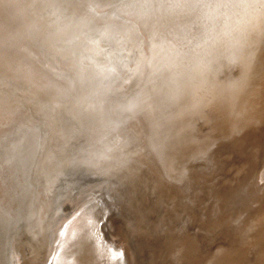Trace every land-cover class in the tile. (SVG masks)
<instances>
[{
	"label": "bare ground",
	"instance_id": "obj_1",
	"mask_svg": "<svg viewBox=\"0 0 264 264\" xmlns=\"http://www.w3.org/2000/svg\"><path fill=\"white\" fill-rule=\"evenodd\" d=\"M248 25L264 0H0V264H264Z\"/></svg>",
	"mask_w": 264,
	"mask_h": 264
},
{
	"label": "water",
	"instance_id": "obj_2",
	"mask_svg": "<svg viewBox=\"0 0 264 264\" xmlns=\"http://www.w3.org/2000/svg\"><path fill=\"white\" fill-rule=\"evenodd\" d=\"M104 11H102V12H104ZM102 12H100V13H102ZM241 15H242V13L240 14V18H242ZM250 28H252L251 25H248V27L245 28L246 29V33H248V35L249 34L251 35L249 43H252V47H250V48L254 51L255 56L258 57V59L260 61V65H259V67H260V74H259V83H260V85L259 86H257V85L254 86L253 85V88L256 91V93L258 94V98L260 99L259 104L264 106V38H262V34H263L262 28L263 27L262 26L260 27L261 31H258V29L254 28L255 31H257L258 34L260 32H262V34L260 36V40H258L257 42L254 41V38H255L254 37V33H255V31L251 34L249 32ZM176 112L177 111L173 110V113H176ZM177 115H179V118L182 119L179 111H178ZM169 124L171 126L170 127L171 130L169 132L170 136L175 138V139H177V135H179L182 138L181 131H182L184 125H185L184 120H181V121H178V122H169ZM223 151L226 152L225 149ZM67 207H69V205L66 206V208ZM69 211H70V208H69ZM11 235H14V233H12ZM141 240H145V237L143 236V238H141Z\"/></svg>",
	"mask_w": 264,
	"mask_h": 264
},
{
	"label": "rangeland",
	"instance_id": "obj_3",
	"mask_svg": "<svg viewBox=\"0 0 264 264\" xmlns=\"http://www.w3.org/2000/svg\"><path fill=\"white\" fill-rule=\"evenodd\" d=\"M258 13V12H257ZM20 99L22 100V98L20 97ZM12 104V103H11ZM12 105H15V106H18L19 105V102H15V103H13ZM81 254V255H80ZM83 256L82 258H80V256ZM78 258H80V259H78ZM74 259H75V261L76 262H78V263H82V264H85L86 262L87 263H89L88 261H89V259H88V257H87V255L85 254V252L83 251V250H78L76 253H75V256H74ZM81 260L83 261V262H81ZM90 264V263H89Z\"/></svg>",
	"mask_w": 264,
	"mask_h": 264
}]
</instances>
